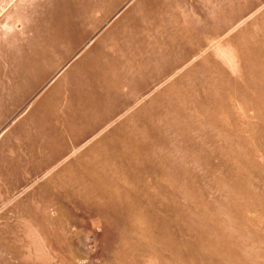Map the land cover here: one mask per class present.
I'll return each instance as SVG.
<instances>
[{"label": "rangeland", "instance_id": "obj_1", "mask_svg": "<svg viewBox=\"0 0 264 264\" xmlns=\"http://www.w3.org/2000/svg\"><path fill=\"white\" fill-rule=\"evenodd\" d=\"M0 264H264V0H0Z\"/></svg>", "mask_w": 264, "mask_h": 264}, {"label": "bare ground", "instance_id": "obj_2", "mask_svg": "<svg viewBox=\"0 0 264 264\" xmlns=\"http://www.w3.org/2000/svg\"><path fill=\"white\" fill-rule=\"evenodd\" d=\"M227 51L228 50H224V49L219 48V53L218 54L221 55L231 67L235 68L237 66L236 60H235L234 56L231 53L227 52Z\"/></svg>", "mask_w": 264, "mask_h": 264}]
</instances>
